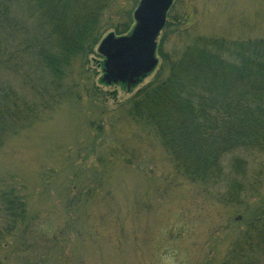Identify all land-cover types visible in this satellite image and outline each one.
I'll list each match as a JSON object with an SVG mask.
<instances>
[{
  "label": "rangeland",
  "instance_id": "374dc122",
  "mask_svg": "<svg viewBox=\"0 0 264 264\" xmlns=\"http://www.w3.org/2000/svg\"><path fill=\"white\" fill-rule=\"evenodd\" d=\"M109 1L111 26L128 20V14L134 18L141 0ZM15 10L11 7L10 15L17 22L7 31L22 36L21 28L31 25L26 13ZM168 20L157 41L164 38V51L174 55L203 35L264 38V0H174ZM1 33L0 46L12 50ZM100 59L90 57L89 78L88 70L74 64L64 79L67 96L47 109L43 102L52 103V94L37 93L45 87L41 76L24 80L11 62V69L6 67L7 57L0 64V79L12 81L41 109L0 147V191L15 187L29 211V219L0 244V259L5 264H222L245 227L244 210L223 206L217 188L182 179L160 139L130 117L128 100L158 70L128 93L119 82L100 83L102 70L95 63ZM93 84L100 90L96 94ZM249 162L250 180L258 186L250 203L260 209L264 156ZM229 215L233 222L219 229L229 224Z\"/></svg>",
  "mask_w": 264,
  "mask_h": 264
},
{
  "label": "trees",
  "instance_id": "16d2710c",
  "mask_svg": "<svg viewBox=\"0 0 264 264\" xmlns=\"http://www.w3.org/2000/svg\"><path fill=\"white\" fill-rule=\"evenodd\" d=\"M110 5L109 0H0V34L5 31L4 40L12 43V50L0 46V64L7 57L6 67L11 69V62L24 80L41 76L45 87L37 93L47 91L54 102H43L45 109L67 96L64 79L74 64L90 77L91 56L102 58L95 61L102 70L100 83H118L104 80L106 57L99 47L109 27L116 37L129 35L136 20L128 14V20L110 26ZM13 6L26 13L31 25L21 28L22 36L7 31L17 22L10 15ZM169 10L160 34L170 23ZM163 44L164 38L157 43L154 79L130 97L128 113L160 139L182 179L217 188L223 206L244 210L245 227L221 263L264 264V205L256 209L250 203L258 186L249 177V159L264 156V38L203 35L179 55L165 52ZM146 77L136 84L119 83L131 93ZM92 86L94 93L99 90ZM40 110L12 81L0 79V147ZM28 213L15 187L0 191V244L29 219ZM232 216L219 229L228 228ZM0 264L5 263L0 259Z\"/></svg>",
  "mask_w": 264,
  "mask_h": 264
},
{
  "label": "water",
  "instance_id": "95a60500",
  "mask_svg": "<svg viewBox=\"0 0 264 264\" xmlns=\"http://www.w3.org/2000/svg\"><path fill=\"white\" fill-rule=\"evenodd\" d=\"M173 0H141L134 12L136 25L129 35L109 33L99 47L105 55L104 80L136 84L157 65V37Z\"/></svg>",
  "mask_w": 264,
  "mask_h": 264
}]
</instances>
